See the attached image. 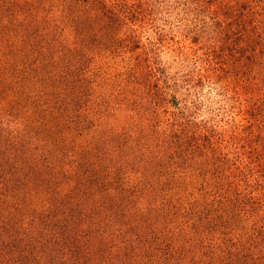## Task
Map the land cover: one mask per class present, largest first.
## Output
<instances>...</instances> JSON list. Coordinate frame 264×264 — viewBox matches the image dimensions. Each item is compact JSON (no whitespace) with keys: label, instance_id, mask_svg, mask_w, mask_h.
Instances as JSON below:
<instances>
[{"label":"rangeland","instance_id":"1","mask_svg":"<svg viewBox=\"0 0 264 264\" xmlns=\"http://www.w3.org/2000/svg\"><path fill=\"white\" fill-rule=\"evenodd\" d=\"M263 3L0 0V264H264Z\"/></svg>","mask_w":264,"mask_h":264},{"label":"trees","instance_id":"2","mask_svg":"<svg viewBox=\"0 0 264 264\" xmlns=\"http://www.w3.org/2000/svg\"><path fill=\"white\" fill-rule=\"evenodd\" d=\"M262 2H263V1H262ZM249 3H251V2L249 1ZM243 5H244V4H243ZM263 5H264V3H263ZM216 12H217V11H216ZM217 13H219V12H217ZM223 14H224L225 16L230 17L231 20L234 19V18L231 17L232 15L229 16V15L231 14L229 11H223ZM263 20H264V18H263ZM234 22H235V24H236L237 21L234 19ZM216 23H217V22H215V24H216ZM248 23H249V21H248ZM263 24H264V23H263ZM220 33H222V31H221ZM239 35H240V34H239ZM239 40H240L239 42H242V41H244V38H243V39H239ZM245 41H246V40H245ZM239 42H238V43H239ZM250 42H252V41H250ZM238 43L235 44V46H234L233 49L231 48L232 46L230 47V48L232 49L231 52L234 51L235 53H240V54H238V55H240V58L243 59V55H244V53H245V52H244L245 49L242 48V47H241V44H238ZM251 44H252V46H253V49H255V48H256V45H258V48H259L258 51H259L260 53H262V54H263V57H264V40L256 41V42H252ZM242 46H244V45H242ZM240 47H241V48H240ZM260 48H261V49H260ZM253 49H251V50H253ZM225 50H228V47H226V48L224 47V48H223V53H222V54L225 53ZM218 56H219V55H218ZM221 58H222V61H224V62L226 61V59L224 58V55H222ZM240 58H239V59H240ZM263 62H264V58H263Z\"/></svg>","mask_w":264,"mask_h":264}]
</instances>
